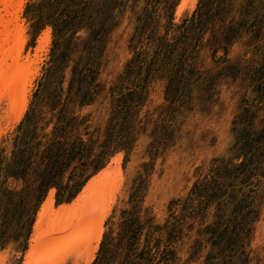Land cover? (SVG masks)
Listing matches in <instances>:
<instances>
[{"label":"rangeland","instance_id":"374dc122","mask_svg":"<svg viewBox=\"0 0 264 264\" xmlns=\"http://www.w3.org/2000/svg\"><path fill=\"white\" fill-rule=\"evenodd\" d=\"M180 2L23 0L35 65L22 118L0 102V264H38L49 194L72 207L115 160L89 264H264V0Z\"/></svg>","mask_w":264,"mask_h":264},{"label":"bare ground","instance_id":"6f19581e","mask_svg":"<svg viewBox=\"0 0 264 264\" xmlns=\"http://www.w3.org/2000/svg\"><path fill=\"white\" fill-rule=\"evenodd\" d=\"M195 2L181 0L177 14L188 6L192 8ZM23 5V0H0V102H5L7 119L14 122L22 118L27 108L26 84L31 77L28 66L33 63L29 54L22 56L25 40L18 16ZM118 173L119 162L115 160L107 171L87 185L72 207L56 213H53V198L49 194L34 228H43L41 224L46 219L47 237L38 234L32 241L37 247L31 248L27 257L38 264H54L68 257L72 264H81L83 259L89 264L102 234L101 220H96V214L118 182Z\"/></svg>","mask_w":264,"mask_h":264},{"label":"trees","instance_id":"16d2710c","mask_svg":"<svg viewBox=\"0 0 264 264\" xmlns=\"http://www.w3.org/2000/svg\"><path fill=\"white\" fill-rule=\"evenodd\" d=\"M51 175H52L51 178H48V180L43 179V182H41V184H40V186H42L44 188V190H47V188L54 185V183H55V182H53V181H55L54 173H52ZM51 179H53V180H51Z\"/></svg>","mask_w":264,"mask_h":264}]
</instances>
